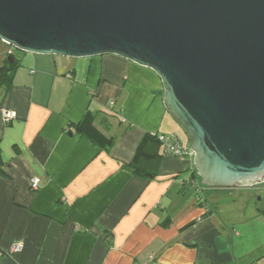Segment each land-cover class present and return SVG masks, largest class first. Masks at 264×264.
I'll use <instances>...</instances> for the list:
<instances>
[{"label":"crops","instance_id":"obj_1","mask_svg":"<svg viewBox=\"0 0 264 264\" xmlns=\"http://www.w3.org/2000/svg\"><path fill=\"white\" fill-rule=\"evenodd\" d=\"M10 49L0 41V68ZM13 56L0 88V110L16 113L0 115V264H264L254 188L208 189L191 160L146 139L188 145L153 71L114 55Z\"/></svg>","mask_w":264,"mask_h":264},{"label":"water","instance_id":"obj_2","mask_svg":"<svg viewBox=\"0 0 264 264\" xmlns=\"http://www.w3.org/2000/svg\"><path fill=\"white\" fill-rule=\"evenodd\" d=\"M0 41L153 71L200 184L264 183V0H0Z\"/></svg>","mask_w":264,"mask_h":264},{"label":"built area","instance_id":"obj_3","mask_svg":"<svg viewBox=\"0 0 264 264\" xmlns=\"http://www.w3.org/2000/svg\"><path fill=\"white\" fill-rule=\"evenodd\" d=\"M12 49L9 51V55L12 54ZM112 102L108 103V107L111 108ZM0 115L4 123L8 124L16 118V113L5 109L0 110ZM163 146V152L165 156L173 157L178 160H191L193 159L194 153L188 145L182 144L174 135H159L152 134ZM38 178H32L30 180V187L32 190L38 188ZM22 250V243H15L9 249V254L13 255L19 253Z\"/></svg>","mask_w":264,"mask_h":264},{"label":"trees","instance_id":"obj_4","mask_svg":"<svg viewBox=\"0 0 264 264\" xmlns=\"http://www.w3.org/2000/svg\"><path fill=\"white\" fill-rule=\"evenodd\" d=\"M13 52H15V50L12 51V54L8 55V57H12L13 58V61H14L13 64H9L8 62H5L4 66L2 68H0V88H3L5 90L10 87V85L12 83V78H13L14 71H15L17 65H18V61H16L14 56H13ZM146 139L147 140L149 139L154 144L160 146L161 149H162V154H163V156H165L164 152H163L162 144L154 136L148 135V136H146ZM137 170L138 169H136V171ZM193 224L194 223H192L191 225H193Z\"/></svg>","mask_w":264,"mask_h":264},{"label":"rangeland","instance_id":"obj_5","mask_svg":"<svg viewBox=\"0 0 264 264\" xmlns=\"http://www.w3.org/2000/svg\"><path fill=\"white\" fill-rule=\"evenodd\" d=\"M15 52L17 53L18 51L15 50ZM183 136H185V135H183ZM253 188H254L253 190L255 191L254 192L255 193V202L254 203H255L256 207L262 208L264 206V187L261 185H256ZM227 205H230L229 202H227Z\"/></svg>","mask_w":264,"mask_h":264}]
</instances>
